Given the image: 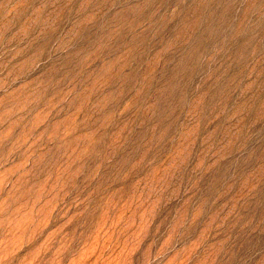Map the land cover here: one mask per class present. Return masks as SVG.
Segmentation results:
<instances>
[{"label": "rangeland", "instance_id": "374dc122", "mask_svg": "<svg viewBox=\"0 0 264 264\" xmlns=\"http://www.w3.org/2000/svg\"><path fill=\"white\" fill-rule=\"evenodd\" d=\"M0 264H264V0H0Z\"/></svg>", "mask_w": 264, "mask_h": 264}]
</instances>
